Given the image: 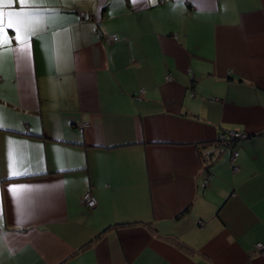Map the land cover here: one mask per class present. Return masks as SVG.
Here are the masks:
<instances>
[{"label":"crops","instance_id":"obj_1","mask_svg":"<svg viewBox=\"0 0 264 264\" xmlns=\"http://www.w3.org/2000/svg\"><path fill=\"white\" fill-rule=\"evenodd\" d=\"M44 2L0 7V264H264V0Z\"/></svg>","mask_w":264,"mask_h":264},{"label":"snow or ice","instance_id":"obj_2","mask_svg":"<svg viewBox=\"0 0 264 264\" xmlns=\"http://www.w3.org/2000/svg\"><path fill=\"white\" fill-rule=\"evenodd\" d=\"M5 3V0H0V7ZM20 6H32L42 7L47 6L44 0H18ZM27 16V18H23ZM6 18V25H5ZM41 26V20L34 18L30 14H24L19 12H8L5 14L0 11V46H4L5 42L9 40L6 34V28L12 29L17 34L14 39L22 45L18 50L23 52L26 50L27 43L25 37L29 33H36ZM3 121L0 119V127H3ZM16 161L10 157L9 163V179L18 178L19 176L26 175V172H18L15 170ZM24 188V186H10L7 191L13 195V198H18V193Z\"/></svg>","mask_w":264,"mask_h":264},{"label":"built area","instance_id":"obj_3","mask_svg":"<svg viewBox=\"0 0 264 264\" xmlns=\"http://www.w3.org/2000/svg\"><path fill=\"white\" fill-rule=\"evenodd\" d=\"M79 16H80V19H84L85 18V14L84 13H79ZM97 32H98V36L100 38H102L103 41L106 42V43H111L112 41H115L116 40L115 37L110 38V37L102 34L101 29H98ZM139 94L141 95L142 94V91H140ZM230 135H233L235 137H240L239 134H236V133H230ZM219 139H220V141H223L224 135H221ZM236 156H237V154H233L232 158L230 159L231 166H233V162H234ZM233 170L235 171L236 168L234 167ZM209 179L207 177L206 181L209 180ZM81 202H82V205L88 211H91L92 209H94L97 206V201L94 198V196L92 195L91 191H89V190H87L86 192H84V194L81 197ZM255 251L258 252V253H263L264 252L263 245L260 244V243H257L255 245Z\"/></svg>","mask_w":264,"mask_h":264},{"label":"trees","instance_id":"obj_4","mask_svg":"<svg viewBox=\"0 0 264 264\" xmlns=\"http://www.w3.org/2000/svg\"><path fill=\"white\" fill-rule=\"evenodd\" d=\"M236 134H239L240 137H235L233 135H230V133L224 132V131L219 132L218 135H217V139L215 140V143H216L217 147L220 148V149H223V148L225 149L227 147H230V144H232L233 142H235V141H237L239 139L241 140V139L249 138V136L243 135L241 133H236ZM221 135H224L223 141H220V139H219ZM207 158L208 159H206L205 161H208V160L211 161L212 160V155H208ZM204 163H206V162H204ZM207 177H208V179L211 178V176L209 174L207 175Z\"/></svg>","mask_w":264,"mask_h":264},{"label":"rangeland","instance_id":"obj_5","mask_svg":"<svg viewBox=\"0 0 264 264\" xmlns=\"http://www.w3.org/2000/svg\"><path fill=\"white\" fill-rule=\"evenodd\" d=\"M81 20H83V19H81Z\"/></svg>","mask_w":264,"mask_h":264}]
</instances>
